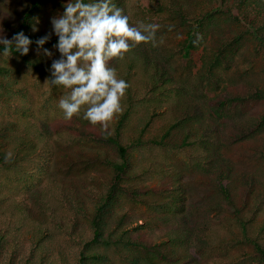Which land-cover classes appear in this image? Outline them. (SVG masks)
Returning <instances> with one entry per match:
<instances>
[{
  "label": "rangeland",
  "instance_id": "374dc122",
  "mask_svg": "<svg viewBox=\"0 0 264 264\" xmlns=\"http://www.w3.org/2000/svg\"><path fill=\"white\" fill-rule=\"evenodd\" d=\"M29 1L0 0V36L9 38L12 26ZM175 1V4L185 2L189 12L194 14L192 16L201 15L203 10L212 12V17L206 20L208 27L206 26L204 31L194 30V44L187 53L184 52L183 46L188 29L192 28L190 18L184 22L175 8L167 9L166 12L153 10L149 6L151 0H113L116 5L119 2L123 4L118 7L129 15L130 23L133 25H138L141 21L145 24L160 25L155 45L151 42L140 44L143 52L158 57L159 75L162 74L163 68L168 78L162 77L158 80L164 81L160 88L162 91L151 86L147 82L151 79L150 75L144 71L143 63L138 59L129 71L131 77L129 84L132 92L134 94L137 92V96L130 100L131 95L127 93V96L122 98V111L107 122V131L102 130L99 123L92 125L77 116L65 120L58 108V102L70 90L52 85L46 77L23 65L19 59L11 55L6 56L4 65L10 71L4 83L2 82L5 78L0 77V142L10 152L14 141L3 136L13 137L25 132L38 137L36 141L38 148L35 155L23 164L24 166L0 171V186L10 193L29 197L28 204L23 205L24 214L33 219L32 229L40 227L46 234L52 235L54 244L64 248L62 251L70 260L74 259L77 253V244L69 239L67 232L57 226V220L63 216V210L66 218L62 222L72 225L69 219L74 218L75 210L71 209V205L64 204V201L57 202V197L52 204H47L55 193H46L45 189L44 202L41 198L38 199L34 189L42 188V185L37 175L45 176L41 179L44 188L63 186L66 190H75L78 186L82 196L87 198L86 203L90 204V197L86 195L87 184L92 182L98 186L96 189L99 192L104 190L102 184L113 176L112 169L107 166L105 160L118 157L114 146L110 143L105 144L104 141L107 135L114 133L121 113L131 109L130 120L125 128L120 129L118 137L120 144L129 145L128 168L121 182L125 191L115 203H112L115 205L111 209L113 214L110 227L116 225L120 215H123L126 222L124 227H128L130 231L136 228L134 233L151 238L164 249L176 250L177 254L182 256L188 252L190 236L195 234L204 236L203 232L207 229L208 222L210 228L207 235L213 238L214 234H218V238L226 246L221 251L208 252L203 264H256L252 259L256 256L251 255L253 250L249 246L244 244L232 246V240L235 241L240 233L236 218L224 213L222 209L214 208V204L210 207L203 204V211L199 208L198 199L201 203L209 200V203L218 196L216 194L212 197L208 184L206 187L200 184L203 172L195 158V155L203 154L205 150L208 154L206 158L212 161L211 165L214 162L216 164L214 158H217L219 166L216 168L225 170L227 167L224 164L227 163L234 167V172L245 174L246 177L252 176L253 180L246 185L240 180L225 181L234 194L244 186L251 189L252 198L259 191H264V130L245 133L248 132L245 128L257 124L259 115L264 112V101L254 99L252 97L254 92H251L254 89H264V42L259 43L253 39L249 26L255 12H248L250 10L248 4L239 3L240 6H237L231 3V0H202V3L196 6L195 0ZM64 3L66 0L47 3L38 15V23L36 21L34 24L39 30L32 32L41 35L51 32V18L63 12ZM230 9L235 16H228ZM261 23L262 19H258L252 25L257 26ZM262 28L264 29V26ZM237 35L240 36V40L233 42V48L220 49L224 43ZM45 48L53 51V59L59 57L54 48ZM214 50H222L223 55L218 59L216 68H210L211 59L204 61L203 57H211ZM29 52L34 57L42 55L41 60L51 65V59L42 52L37 54L36 47L31 46ZM127 62L126 59L125 64L119 65L117 71L121 69L122 73L126 74ZM109 66L113 67L112 61L109 62ZM117 74L122 78L119 76L120 73ZM12 81L15 82L9 87ZM146 84L149 88H146ZM226 90H232L234 96L244 94L251 99L221 109L218 102L222 100V95L220 97L219 95ZM129 100L132 104L130 108L127 107ZM177 121L180 122V130L172 132L166 139V145L157 146L153 143L155 138L165 134ZM203 130L210 131L212 138L216 139L207 140L206 144L209 145L206 147L202 144L196 148L190 146L177 148L184 134L197 132L201 136ZM134 140H140L143 144L135 146L132 144ZM199 157L203 160V155ZM158 165L161 166V170ZM25 169L28 172H23ZM175 192L182 194L181 202H184L188 209L190 214L188 219L193 222V228L196 230L190 232L188 219L184 217L180 216L176 221L170 220L175 222L174 227L180 228L179 232L188 231L187 234L184 233L186 241L181 244L167 242L168 227L164 221L167 214H164L161 208L163 203L169 200L170 195L176 194ZM203 194L205 197H202ZM47 205H50V213L56 216V220L47 212L45 208ZM223 205L221 208H224ZM260 205L264 209V204ZM5 206L0 209L1 212ZM15 207L18 208V205ZM21 208L23 209L22 206ZM210 208L212 209L209 210ZM11 210V207L6 206L4 215H0L2 219L0 228L10 224L8 217ZM75 220L76 231L86 232L83 216L76 215ZM263 220L264 211L255 217L252 230L254 231L256 225ZM26 224L29 225L30 221H26ZM31 227L24 228L22 233L25 247L30 244L32 238ZM137 258L141 259L139 264H146L142 261L144 256L137 254ZM124 259L110 250L107 261L98 264L130 263Z\"/></svg>",
  "mask_w": 264,
  "mask_h": 264
},
{
  "label": "trees",
  "instance_id": "16d2710c",
  "mask_svg": "<svg viewBox=\"0 0 264 264\" xmlns=\"http://www.w3.org/2000/svg\"><path fill=\"white\" fill-rule=\"evenodd\" d=\"M54 0H30L25 7L20 12V15L16 19V23L12 26V31L9 36V39L15 34L20 31H23L26 35L35 41L41 36V34L33 33L32 27L36 23L38 19V15L41 13V9L49 2ZM223 1V0H221ZM85 3L90 2V0H84ZM175 0H151L149 6L151 9L156 10L158 12H166L167 9L175 8L176 12L179 14L181 18L184 19V22L190 21L192 23V28L188 29L187 37L185 39V43L183 46L184 52H189L192 49V45L194 44V30L205 29L207 26V19H210L211 11L203 10V13L198 16L194 15L192 12H189L185 2L180 1L179 4H175ZM202 3L198 0H195L194 5H199ZM231 3L240 6L239 3H244L249 5L248 12L254 11L255 14L253 15V21L249 26L251 27L253 39H256L259 43L264 42V0H231ZM122 6L123 4L119 2L117 6ZM253 8V9H252ZM228 16H235L232 13V9L228 11ZM258 19H262V23L257 26H253L252 23L258 21ZM208 27V26H207ZM248 31V30H247ZM57 37L52 36L51 41L46 43L44 47H52L53 44L56 43ZM240 40V36L237 35L232 40L224 43L220 49L225 50L226 48H233V42ZM131 43V41H130ZM264 45V44H263ZM31 46L37 47L35 43ZM142 45L138 44L135 45L130 49L128 53L125 54L123 59L114 57L112 58V65L117 70L120 68L122 64H125V60L127 59V67L128 71L126 74H123L121 69L117 72L120 73L119 76L125 79L128 83L131 79L129 71L131 70L132 66H135L137 63L136 61L142 62L144 66V71L150 75V78L147 82L151 86L156 87L160 90L164 81L159 82L160 78H168L165 73V70L162 68V74H160V69L157 64V58L154 55H148L145 51H142ZM222 50H214L211 57H203V60H211L210 61V68L215 67L218 59L223 55ZM3 45H0V77L5 78L2 82L6 81V78L9 75V71L4 62L6 60V55L2 54ZM145 53V54H144ZM147 53V54H146ZM11 56L20 60L23 65L28 66L35 72L39 73L40 75L46 77L48 79L49 72L47 69L50 65L45 64L41 57H34L30 52L25 55L21 56L19 53H15L14 47L12 48ZM137 55V56H136ZM140 55V56H138ZM120 65V66H119ZM126 69V67H125ZM124 69V70H125ZM129 74V75H128ZM159 75V76H158ZM50 81V79H48ZM15 81L10 82L9 87ZM146 82V83H147ZM159 82V83H158ZM146 88L149 86H147ZM17 85V84H16ZM62 86V85H61ZM133 89L129 87L127 93L130 96V100L135 96H137V92H132ZM252 97L256 100L264 101V89H254ZM222 95V100L218 103L220 104V108L233 106L234 104L244 103L250 101L249 96L238 95L234 96L232 90H226L219 97ZM217 97V95H216ZM127 103V107L132 106L131 101ZM213 99H210L212 101ZM253 100V99H252ZM130 108V107H129ZM219 108V109H220ZM131 109L128 111L121 113L119 116V120L117 122L116 128H114V133L107 135L105 144L110 143L114 146V149L117 151L118 157L115 159L107 158L105 162L107 166L112 169V179H108V181L102 184V188L104 190L100 191L97 190L98 186L96 184L88 183L87 184V193L90 197V204H87V198L82 196V192L79 190L77 186L75 190L71 189H64L63 186L58 188H44L42 178L45 176L37 175L40 177V183L42 188H35V195L38 196V199L44 202L45 192L46 193H55L52 197L50 202L47 204H52L54 198L56 201H64V204L71 205V209H74V218L72 217L69 219V222L72 225H66L62 220H65L66 216L64 211L63 216L57 220V226H59L63 231L67 232L69 239L72 242L77 244V253L74 256V259H69L68 255L66 257L65 253L62 251L64 248L60 247V245L54 244L52 239V235L46 234L43 229L37 227L36 230L31 227V219L28 214L25 213V206L23 204H28L29 197L25 195L18 196L13 192L10 193L9 190L5 191L3 186H0V209L6 205L12 208L10 212V216L8 217L9 225H6L4 228H0V264H98L108 259V251L112 250L114 254H118L121 259L122 257L125 258V261H130L129 264H139L141 259L137 258V254L144 256L145 258L142 259L146 264H154V263H162V264H203L206 254L208 252H218L226 245H223V242L220 241L218 238V234H214L213 238L207 235V231L210 227L209 223L207 222V229L204 230V236L200 234H195L190 236L189 244H188V252L185 255L179 256L177 254L178 251H171L164 249L160 243H156L151 238H147L140 233H134L133 228L132 231L128 227H124L125 218L123 215H120L119 221L113 227H110L111 219H112V211L111 209L120 195L123 194L125 191L124 188L121 186V182L123 180V176L125 175L127 168H128V148L129 145H122L118 140L120 129L125 128L126 123L130 120ZM180 122L177 121L165 134H162L160 137L155 138L154 144L157 146L166 145L168 137L171 136L172 132L176 129L178 130L180 127ZM180 130V129H179ZM259 130H264V112L259 115V122L255 124L253 127H246L245 133H254ZM210 131H202V137L198 135L197 132L191 133L187 132L181 137L180 144L177 145V148L180 147H187L190 146L191 148H196L198 145L203 144V147H206V141L210 140L213 141L216 138H212L210 135ZM4 138L12 139L14 141V146L10 152H8L4 147L3 143L0 142V171H8L13 167H22L25 162H28L35 155V150L38 148L36 141L38 137L31 134L21 133L20 135L15 136H3ZM105 139V137H102ZM101 138V139H102ZM100 139V138H99ZM148 142V141H146ZM165 142V143H164ZM132 144L135 146H141L143 144L140 140L132 141ZM163 145V146H164ZM204 149V148H203ZM11 154L10 158L6 159L7 154ZM203 155V160H200V157ZM208 154L205 150H203V154L195 155L196 160L198 161L199 167L203 172V177L200 179V184L206 187V184L210 186V191L213 195L218 196L217 199H212L209 203V200H205L203 203L197 200V204H200V207L203 211V204L210 207L211 204H214V208L222 209L224 213L228 215H232L236 218L238 229L240 230L239 236L236 240H232V246H239L244 244L245 246H249L253 251L252 258L256 261V264H264V220L257 224L255 230H252V225L254 222L255 217L259 214L263 213L264 209H262L261 203L264 204V191H259L254 198H252V192L250 188L242 187L240 188L237 194H234L229 190L228 186L224 183L225 181L230 180H240L245 185L248 182L252 181V176L246 177L245 174H238L234 172V167L230 164H224L227 167L225 170H220L219 162L217 158L211 165L212 161L207 159ZM203 161V163H201ZM160 170L162 169L160 165L157 166ZM23 172H28L26 169ZM242 175V176H239ZM93 181V179H91ZM208 186V187H209ZM37 189V190H36ZM33 190V191H34ZM175 191V190H174ZM177 191V189H176ZM176 194L170 195V198L167 202L163 203V210L164 214H167L164 219L166 223V237H168L167 242L170 244H181L183 241H186L185 234L188 233L187 230L179 232L180 228L174 227L175 222H171L170 220H178L181 217L188 219L190 216L188 209L184 206V202H181L182 194L175 192ZM51 195V194H49ZM202 197H205L203 194ZM211 197V196H209ZM11 204L14 206H11ZM46 204V203H45ZM224 208H221V205ZM248 204H251L248 206ZM18 205V208L15 207ZM23 209L21 208V206ZM5 206V208H6ZM50 205H47L45 208L47 212H51ZM5 208L3 212L0 211V215H4ZM198 208V210H199ZM210 208L209 210H211ZM207 208H205V211ZM24 211V212H23ZM208 214V213H207ZM76 215H82L85 220V230L80 232L76 231ZM163 215V214H162ZM50 216L56 220V216L53 213H50ZM30 218V220H28ZM2 221V219H0ZM26 221H30V224H26ZM116 221V220H115ZM188 224L190 227V232H196L193 228V222L188 219ZM31 227L32 231V238L30 240V244L25 247L22 241V233L24 228ZM191 235V233H189ZM170 251V252H169ZM129 252V253H126ZM176 253V254H174ZM248 253V252H246ZM4 254H6L4 256ZM248 255V254H246ZM243 257V256H242ZM155 258V260H154ZM244 258V257H243Z\"/></svg>",
  "mask_w": 264,
  "mask_h": 264
},
{
  "label": "clouds",
  "instance_id": "9594fccd",
  "mask_svg": "<svg viewBox=\"0 0 264 264\" xmlns=\"http://www.w3.org/2000/svg\"><path fill=\"white\" fill-rule=\"evenodd\" d=\"M63 7L61 14L51 18V32L35 41L23 31L10 39L0 36L2 54L10 55L14 47L15 53L25 56L35 43L37 54L42 52L51 59L47 69L50 83L70 90L58 102L63 118L77 116L92 125L99 123L107 131V122L122 111L121 101L130 87L109 62L114 57L123 59L140 43L155 45L160 25L143 21L133 25L113 0H66ZM38 30L33 25L32 31ZM53 35L57 40L52 48L59 53L54 59L53 51L44 47ZM10 156L7 154L6 159Z\"/></svg>",
  "mask_w": 264,
  "mask_h": 264
}]
</instances>
